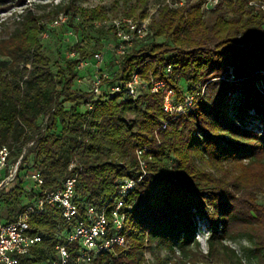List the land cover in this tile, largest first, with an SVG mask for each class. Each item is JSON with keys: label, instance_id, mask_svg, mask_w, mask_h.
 Here are the masks:
<instances>
[{"label": "trees", "instance_id": "16d2710c", "mask_svg": "<svg viewBox=\"0 0 264 264\" xmlns=\"http://www.w3.org/2000/svg\"><path fill=\"white\" fill-rule=\"evenodd\" d=\"M148 1L137 0V6ZM202 1L162 4L151 19V34L115 56L116 71L103 79L104 89L133 75L165 83L162 92L141 91L135 98L106 90L96 97L76 88L78 64L88 59L81 48L53 71L41 45L43 16L27 13L0 39V144L14 161L26 149L18 176L30 169L40 173L43 185L35 195L76 175L77 203L102 206L117 199L125 179L135 182L124 200L128 249L97 254L91 264H155L145 253L161 264L162 251L168 264H213L212 240L225 248L238 236L254 252L262 248L264 208L248 190L264 187V12L249 7L251 0H224L208 11ZM76 3L66 7L69 20L84 17L95 31L93 24L105 18ZM107 32L115 37L112 29ZM168 91L175 104L197 96L185 114L168 115L162 106ZM143 149L141 170L137 151ZM27 186L23 180L2 194L1 205L27 202ZM198 220L210 230L206 253L194 237ZM28 226L29 235L41 241L21 264H49L58 229L66 234L71 227L53 206ZM68 252L74 259V246ZM231 258L240 263L234 253Z\"/></svg>", "mask_w": 264, "mask_h": 264}, {"label": "built area", "instance_id": "2783aa9c", "mask_svg": "<svg viewBox=\"0 0 264 264\" xmlns=\"http://www.w3.org/2000/svg\"><path fill=\"white\" fill-rule=\"evenodd\" d=\"M185 0H165L163 5L171 8L181 6ZM224 0H203L202 9L212 10L221 4ZM248 6L264 12V3L249 1ZM159 6L148 11V15L139 21L133 19H119L110 23L104 22L103 25L113 30L116 38V45L112 49L117 57H122L126 50L133 45L135 41L143 40L148 37L150 32V22ZM62 23L63 19L60 18ZM108 24V25H107ZM76 54L72 53L71 58ZM100 56L94 57V62H98ZM86 63L80 61L78 69L84 68ZM171 68L166 69L170 73ZM229 78L232 79V70H229ZM103 77L96 78L91 88L93 94L98 97L102 92L110 94H121L135 98L141 91H149L151 94L160 93L165 88L163 81L150 79L143 81L136 75H133L128 81L114 84L108 89H104L102 84ZM193 102L192 95H189L183 104L174 103L173 91H168L163 98V112L168 115L186 113ZM32 145V144H30ZM29 145V146H30ZM145 149L137 151V159L141 170L144 169V162L141 160ZM26 153L23 149L20 156L13 163L11 160V150L0 144V264H21V259L29 257L31 249L40 241L39 236L29 235V220L32 217L42 215L47 208L53 206L60 210L62 218L71 227L64 234L58 229L56 237L59 242L54 247V258L49 264H91L97 254L112 253L115 248L127 250L129 245L123 235L125 216L124 200L134 189L135 182L131 179H125L119 186L118 197L112 204L106 203L102 206H95L91 203L79 205L76 201L77 176L66 177L60 186L51 192H43L41 195H35L43 185V178L40 173L34 169L26 172L25 176L19 177V167ZM75 168V164L69 165L68 170ZM26 181L28 184L27 192L29 202L18 212L11 220H5L1 217V197L14 189L19 180ZM141 179V177H139ZM68 246H74L75 258L71 259L68 252Z\"/></svg>", "mask_w": 264, "mask_h": 264}, {"label": "rangeland", "instance_id": "374dc122", "mask_svg": "<svg viewBox=\"0 0 264 264\" xmlns=\"http://www.w3.org/2000/svg\"><path fill=\"white\" fill-rule=\"evenodd\" d=\"M70 1L3 0L0 4V39L6 38L14 29L15 23L27 13L43 16L42 24L47 27V31L41 35L40 39L43 52L51 61V69L56 71L63 67L65 61L71 58L73 49H83L88 55V59L83 60L86 65L80 69L82 74L77 80L76 88L88 92L91 91L96 78H111L116 71L115 55L112 53V49L116 45V38L107 32L108 28L103 23L126 18L139 21L148 15L149 10L161 6L165 0H149L144 8L137 6V0H77L76 5L80 8L87 11H97V15L105 18L104 21L93 24L95 31L92 32L87 28L84 17L77 16L75 19L69 20V15L65 14V10ZM194 1L197 2L198 0ZM60 18L63 19L62 23L59 22ZM97 55L100 56V59L98 62H94V57ZM0 61L4 60L0 59ZM182 89L185 90L186 86L182 85ZM198 90L200 91L199 94L203 95V88ZM191 95L193 100L197 96L194 93ZM261 128L260 126L259 131L262 130ZM10 162L13 163L14 160L11 159ZM261 188V190H248V193L257 205L264 208V187ZM20 200H4L3 205H1V217L13 219L22 205L29 202V199L27 202ZM197 229L194 237L199 243L200 250L206 253L210 230L204 220L197 221ZM212 243L216 249L211 261L213 264L217 262L219 264H257L256 255L264 259V243L260 242L262 248L259 253L254 252L251 242L243 236L224 242L225 248H222L215 239L212 240ZM233 253L240 259V263L235 258H231ZM144 256L148 262L156 264V260L149 253H145ZM159 257L162 261L161 264H168L169 256L165 251H162Z\"/></svg>", "mask_w": 264, "mask_h": 264}]
</instances>
